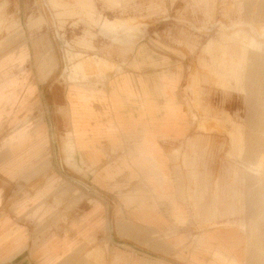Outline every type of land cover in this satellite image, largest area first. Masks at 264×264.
Returning a JSON list of instances; mask_svg holds the SVG:
<instances>
[{"label": "crops", "instance_id": "obj_1", "mask_svg": "<svg viewBox=\"0 0 264 264\" xmlns=\"http://www.w3.org/2000/svg\"><path fill=\"white\" fill-rule=\"evenodd\" d=\"M117 1L111 0L113 3ZM259 2L263 8L264 0ZM80 3L88 5L87 0ZM243 7L244 4L240 3L238 9ZM262 8L260 15L264 16ZM114 24L128 29L127 21L119 19L117 22L107 19L102 26L111 30ZM219 40H209L205 49H214ZM79 43H86V40L82 38ZM100 62L108 64L105 60ZM177 62L176 55L171 52H130L124 57L120 72L96 85L50 82L48 75L39 79L38 74L29 68L2 69L0 264L27 253L32 260L27 257L21 260L22 264L60 262L61 256L72 248V243L66 239L67 192L72 188L86 192L85 198L77 203L85 204L86 209L69 225L76 234L85 230L102 235L100 221L108 215L114 217L121 197H127L144 203L145 211L135 227L142 229L146 244L155 241V247H144L141 254L155 253L158 259L166 262L165 251L170 245L171 255L179 257L172 258L171 264H186L200 258L197 249L202 245L227 248L233 242L229 229L220 232V229L193 228L196 218L203 221L224 219L223 204L211 205L202 177H197L179 194L175 186L168 183L144 185L130 182L133 175L141 172L147 150L179 147L189 127L196 124L188 110L192 97L187 89L188 74L178 68ZM261 64L256 60L247 70L252 85L261 75ZM75 66L78 67L74 69V77L81 74L85 79L83 63L78 62ZM262 110L263 104H257L252 117L257 127L261 124ZM229 136L232 142L233 130ZM64 149L68 158L72 156V164L77 168L63 166ZM173 159L179 163V154ZM210 171L209 164L201 168L202 173ZM32 189L38 190L33 193L29 191ZM74 195L76 200L77 192ZM229 195L246 201L244 190L229 193L221 185L220 200ZM178 196L177 218L184 225L181 237L187 248L184 252L163 240L153 239L166 233L167 217L162 209ZM260 196L258 190L253 202H258ZM88 199L91 203L87 205ZM36 220L42 221L44 229L41 232L34 228ZM120 227L129 225L120 224ZM35 236L46 239L35 247ZM255 243H259V237Z\"/></svg>", "mask_w": 264, "mask_h": 264}, {"label": "rangeland", "instance_id": "obj_2", "mask_svg": "<svg viewBox=\"0 0 264 264\" xmlns=\"http://www.w3.org/2000/svg\"><path fill=\"white\" fill-rule=\"evenodd\" d=\"M54 1L55 4H52L51 0H0V76L4 73L2 69L11 71L29 68L38 74L39 79L48 75L50 82L96 85L106 82L111 75L120 72L123 59L130 52H171L177 57L178 68L186 70L188 74L187 89L192 95L188 110L196 123L195 130L204 134L210 141H219L231 146L229 132L233 130L236 104L230 93H225L218 105L211 110L198 108L194 104L204 87L201 83V59L207 58L205 44L209 40L216 41L221 38L222 25L236 18H260L261 0H118L114 3L111 0H87L88 5H82L81 0ZM240 3L244 4L242 10L238 9ZM262 9L264 12V4ZM107 19L114 22H117V19L126 20L128 29L120 27V31L107 30L102 26ZM54 28H57L68 42L67 56L70 59L64 69L63 51L55 38ZM125 31L135 37L131 43L123 39L121 33ZM82 38L86 43H79ZM102 60L108 64L100 62ZM78 62L83 63L82 72L85 79H82L81 74L74 77V69L78 67L75 64ZM260 66L261 75L253 83V90L248 99L252 117L257 104L264 106V62ZM263 113L264 110L260 116L264 115ZM63 154V166L77 168L72 164V156L68 158L66 149ZM212 163L213 158L209 154L205 157L203 165L209 164L212 168ZM82 176L86 178L84 171ZM37 190L29 191L34 193ZM257 191H244L246 201L248 197L249 201H253ZM84 194L86 195L85 191L83 193L74 188L67 192L66 239L72 243V248L61 256L58 264H89L95 257L97 242L103 238L102 235L98 236L85 230L82 234H76L75 229L69 227L72 219L87 207L81 203L77 205L78 200L85 198ZM51 195L57 197V194ZM87 202V205L91 203L89 199ZM223 223L224 219L203 221L196 218L193 228L220 229V232H224L228 228L221 226ZM34 228L41 232L42 228L44 229L42 221L36 220ZM165 234L153 239L169 244ZM55 238L58 240V237ZM195 238L197 245V237ZM45 239L43 236H35V247ZM165 254L168 256L166 262L158 259L155 253H140V258L146 264H171L172 258L179 259L171 255L170 245H167ZM22 256L5 264H22L21 260H26L27 257L32 260L28 253ZM34 264L38 263L35 261Z\"/></svg>", "mask_w": 264, "mask_h": 264}, {"label": "clouds", "instance_id": "obj_3", "mask_svg": "<svg viewBox=\"0 0 264 264\" xmlns=\"http://www.w3.org/2000/svg\"><path fill=\"white\" fill-rule=\"evenodd\" d=\"M120 27L114 24L111 30L120 31ZM221 27V39L214 49L206 48L207 58L201 59V83L204 87L194 104L211 110L225 93H230L236 104L231 146L210 141L197 132L194 125L190 126L179 147L147 150L141 172L133 175L130 182L144 185L168 183L174 185L179 194L197 177H202L211 205L222 203L225 208L221 226L230 230L233 242L227 248L202 245L197 249L200 258L186 264H264V115L257 127L248 108L253 85L247 74L254 61L264 62V16L258 19L236 18ZM121 35L129 43L135 39L127 31ZM177 154L180 156L179 163L173 159ZM209 154L213 158L211 171L202 173L203 162ZM221 185L229 193L259 190L261 196L258 202L232 195L221 201ZM178 200L179 196L162 211L167 217V241L173 248L184 252L187 248L181 237L184 225L177 218ZM144 211L143 202L121 197L116 215L105 216L100 221L103 238L97 242L95 257L89 264H146L140 258V252L144 247H155V241L146 244L141 235L142 229L135 227ZM120 224L129 227L121 228ZM257 237L258 244L255 243Z\"/></svg>", "mask_w": 264, "mask_h": 264}, {"label": "built area", "instance_id": "obj_4", "mask_svg": "<svg viewBox=\"0 0 264 264\" xmlns=\"http://www.w3.org/2000/svg\"><path fill=\"white\" fill-rule=\"evenodd\" d=\"M59 30L57 28H54V35L56 40L59 42V46L61 50L63 51V59H62V64H63V69L67 66L69 63V57L67 56V50H68V42L64 39L63 34L61 33L59 35Z\"/></svg>", "mask_w": 264, "mask_h": 264}]
</instances>
